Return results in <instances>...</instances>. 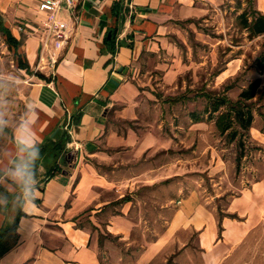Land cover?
I'll use <instances>...</instances> for the list:
<instances>
[{
    "label": "crops",
    "instance_id": "crops-1",
    "mask_svg": "<svg viewBox=\"0 0 264 264\" xmlns=\"http://www.w3.org/2000/svg\"><path fill=\"white\" fill-rule=\"evenodd\" d=\"M41 1L0 0V11L23 39L34 72L49 78L32 75L20 122L0 154V232L17 222L10 236L14 246L0 264H101L98 231L80 224V219L88 215L96 228V215L109 214V228L114 222L126 226L124 217L108 210L124 207L126 189L141 177L132 162H144L148 152L156 154L164 145L133 129L120 134L109 125L108 114L116 105H124V118L130 113L126 103L138 94L130 81L133 67L163 41L172 20L197 15V4L223 0H63L58 19L66 26L67 39L61 47L50 38L44 47L48 22L39 10ZM259 1L263 9L258 11L264 14V0ZM115 29L113 49L107 39ZM63 134L69 138L70 158L46 157L38 178L25 189L28 149ZM54 165L60 169L45 180ZM224 212L220 232L214 209L199 191L191 190L179 203L169 234L197 232L207 264H219L264 220V175L234 197ZM161 240L148 254L156 253Z\"/></svg>",
    "mask_w": 264,
    "mask_h": 264
},
{
    "label": "rangeland",
    "instance_id": "rangeland-1",
    "mask_svg": "<svg viewBox=\"0 0 264 264\" xmlns=\"http://www.w3.org/2000/svg\"><path fill=\"white\" fill-rule=\"evenodd\" d=\"M197 8V15L172 20L163 41L133 67L130 81L138 94L126 103L131 108L126 118L124 105H116L108 114L109 125L120 134L133 129L140 136L163 140L164 145L156 154L148 152L144 162H132L141 177L126 189L125 206L108 210L124 217L126 226L114 222L109 228V214L96 215V228L88 215L80 219V224L98 231L101 264H207L197 232L169 234L179 203L195 189L221 219L234 197L264 175L260 139V133L264 137V71L258 65L264 35L252 36L239 20L244 10L263 9V4L223 0L203 2ZM2 18L21 41L19 52L26 57L17 29L3 13ZM17 54L0 31V125L9 129L0 132V154L20 122L26 87L33 77L19 68ZM31 71L37 68L31 65ZM257 78L262 81L260 90L248 103L253 126L248 132L240 130L231 141L228 133L220 134L215 120L208 119L209 101L204 95L227 96L236 102ZM193 112L201 113L203 121H193ZM66 149L63 154L70 158ZM160 238L156 253L148 254ZM219 264H264V220Z\"/></svg>",
    "mask_w": 264,
    "mask_h": 264
},
{
    "label": "trees",
    "instance_id": "trees-1",
    "mask_svg": "<svg viewBox=\"0 0 264 264\" xmlns=\"http://www.w3.org/2000/svg\"><path fill=\"white\" fill-rule=\"evenodd\" d=\"M120 9L118 6L114 8V13L117 17H119ZM239 20L244 29H246L252 36H260L264 35V14H262L258 10H244L239 15ZM0 31L7 38V42L10 47L16 50L18 56V66L20 69L26 70L29 74H35L37 77L49 80L45 75L40 72H32L31 65L27 59V57L23 56L19 49L21 47V41L14 36L12 30L7 27L2 18V12L0 11ZM112 36L110 39H107L108 44H110L113 49H115V37L118 32L117 29L111 32ZM20 53V54H19ZM259 69L261 72L264 71V53L261 55L260 60L258 62ZM262 81L260 78H257L249 86L244 89L239 96L238 101L232 102L229 100L227 96L216 97L209 95H204L209 104L206 107L205 112L209 115V120H215L216 127L221 135H227L231 139V141H235L239 135L240 130L244 132H248L251 130L254 122V113L250 108L248 103L252 101L258 94L260 90ZM224 109V110H223ZM223 110V111H222ZM214 115H217L216 117ZM191 119L195 122H202L203 117L201 113L193 112L191 113ZM237 126V128H235ZM4 126L0 125V132L3 133L8 131ZM1 139V136H0ZM68 136L63 134L59 139H48L42 144L35 145L34 147L28 149L27 151V165L25 170L23 171L24 177V188L28 189L31 187L29 181L38 178V170L39 167L44 161V159L50 155L53 157H62L64 156V151L67 146ZM65 157V156H64ZM60 169V166L54 165L48 170L47 175L45 176V180L49 179L56 171ZM28 198H32L31 195H28ZM22 212H20V215ZM231 217H237L232 215ZM220 232H222V224L220 219ZM16 224L10 228L9 230L0 232V258L5 255L8 251H10L14 244L11 242V234L16 231Z\"/></svg>",
    "mask_w": 264,
    "mask_h": 264
},
{
    "label": "built area",
    "instance_id": "built-area-1",
    "mask_svg": "<svg viewBox=\"0 0 264 264\" xmlns=\"http://www.w3.org/2000/svg\"><path fill=\"white\" fill-rule=\"evenodd\" d=\"M63 0H42L39 4V10L47 16V39L44 47L48 46L49 38L54 39L56 46L61 47L67 39L66 26L58 19V13L61 9Z\"/></svg>",
    "mask_w": 264,
    "mask_h": 264
},
{
    "label": "water",
    "instance_id": "water-1",
    "mask_svg": "<svg viewBox=\"0 0 264 264\" xmlns=\"http://www.w3.org/2000/svg\"><path fill=\"white\" fill-rule=\"evenodd\" d=\"M111 36H112V34H111V33H109L108 39H110V38H111Z\"/></svg>",
    "mask_w": 264,
    "mask_h": 264
}]
</instances>
